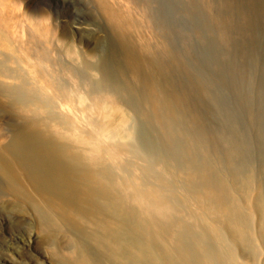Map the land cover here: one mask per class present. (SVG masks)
Segmentation results:
<instances>
[{
  "label": "rangeland",
  "instance_id": "rangeland-1",
  "mask_svg": "<svg viewBox=\"0 0 264 264\" xmlns=\"http://www.w3.org/2000/svg\"><path fill=\"white\" fill-rule=\"evenodd\" d=\"M263 208L264 0H0V264H264Z\"/></svg>",
  "mask_w": 264,
  "mask_h": 264
},
{
  "label": "bare ground",
  "instance_id": "bare-ground-1",
  "mask_svg": "<svg viewBox=\"0 0 264 264\" xmlns=\"http://www.w3.org/2000/svg\"><path fill=\"white\" fill-rule=\"evenodd\" d=\"M7 152H8V151H7ZM12 157H13V156H12ZM7 162H8V161H7ZM35 168H36V167H35ZM56 168H57V167H56ZM199 171H200V170H199ZM204 172H205V171H204ZM63 173H64V172H63ZM200 173H201V172H200ZM96 174H97V173H96ZM98 174H99V173H98ZM189 174H191V173H189ZM203 174H205V173H203ZM60 175H62V173H61ZM63 175H64V174H63ZM89 175H90V174H89ZM20 177H21V176H20ZM66 178H67V177H66ZM91 178H92V177H91ZM94 178H95V177H94ZM70 179H71V178H70ZM204 179H205V178H204ZM220 179H221V178H220ZM68 180H69V179H68ZM68 180H67V183H68ZM71 180H72V179H71ZM78 180H79V179H78ZM92 180H93V179H92ZM201 182H202V181H201ZM207 182H208V181H207ZM214 182H215V181H214ZM217 182H218V181H217ZM74 183H75V182H74ZM82 183H83V182H82ZM146 183H147V182H146ZM25 184H26V183H25ZM70 184H71V183H70ZM86 184H87V183H86ZM86 184H85V185H86ZM200 184H201V183H200ZM225 184H226V183H225ZM66 185H67V184H66ZM95 185H96V184H95ZM110 185H111V184H110ZM208 185H209V184H208ZM214 185H215V183H214ZM214 185H213V186H214ZM27 186H28V185H27ZM73 186H74V185H73ZM77 186H79V185H77ZM77 186H76V187H77ZM89 186H90V185H89ZM148 186H149V185H148ZM209 186H210V185H209ZM216 186L219 187L217 184H216ZM216 186H215L214 188L217 190V187H216ZM252 186H253V185H252ZM66 187H67V186H66ZM136 187H137V186H136ZM222 187H223V186H222ZM67 188H68V187H67ZM67 188H65V189H67ZM71 188H72V187H71ZM112 188H113V187H112ZM219 188H221V187H219ZM83 189H84V188H83ZM90 189H91V188H90ZM100 189H101V188H100ZM215 189H214V190H215ZM58 190H59V189H58ZM71 190H72V189H71ZM75 190H76V189H75ZM212 190H213V187H212ZM212 190H210L209 192H211ZM214 190H213V191H214ZM218 190H219V189H218ZM260 190H261V189H260ZM13 191H14V190H13ZM68 191H70V190H68ZM82 191H83V190H82ZM86 191H87V190H86ZM154 191H155V190H154ZM157 191H158V190H157ZM213 191H212L211 193H213ZM222 191H223V190H222ZM64 192H65V191H64ZM87 192H88V191H87ZM209 192H208V193H209ZM259 192H260V191H259ZM16 193H17V192H16ZM22 193H23V192H22ZM65 193H66V192H65ZM154 193H155V192H154ZM211 193H210V194H211ZM218 193H220V192L218 191ZM248 193H249V192H248ZM260 193H261V192H260ZM210 194H208V195H210ZM214 194H217V191H216V192L214 191ZM214 194H213V195H214ZM232 194H234V193H232ZM24 195H25V194H24ZM38 195H39V194H38ZM82 195H83V194H82ZM86 195H87V194H86ZM111 195H112V194H111ZM146 195H147V194H146ZM217 195H218V194H217ZM224 195H225V194H224ZM234 195H235V194H234ZM88 196H89V195H88ZM112 196H113V195H112ZM144 196H145V195H144ZM210 196H211V195H210ZM218 196H220V195H218ZM227 196H228V195H227ZM260 196H262V195H260ZM70 197H71V196H70ZM85 197H86V196H85ZM114 197H115V196H114ZM214 197H215V195H214ZM214 197H213V199L218 198V197H215V198H214ZM230 197H231V196H230ZM83 198H84V197H83ZM236 198H237V196H236ZM249 198H250V197H249ZM80 199H81V198H80ZM80 199H79V200H80ZM144 199H145V198H144ZM206 199H207V198H206ZM211 199H212V198H211ZM220 199H221V198H220ZM223 199H224V197H223ZM227 199H228V198H227ZM231 199H232V198H231ZM250 199H251V198H250ZM53 200H54V199H53ZM94 200H95V199H94ZM149 200H151V198H150ZM160 200H161V199H160ZM236 200H238V199H236ZM252 200H253V199H252ZM58 201H59V200H58ZM221 201H222V200H218V201H216V203H218V204L220 203V204H221V207H222L223 209H225V206L221 203ZM227 201H228V200H227ZM261 201H262V200H261ZM73 202H74V200H73ZM77 202H78V201H77ZM114 202H117V201L115 200ZM114 202H113V203H114ZM144 202H145V201H144ZM230 202L232 203V201H230ZM240 202H241V201H240ZM62 203H63V202H62ZM75 203H76V202H75ZM203 203H204V201H203ZM208 203H209V202H208ZM210 203H211V202H210ZM214 203H215V201H214ZM231 203H230V204H231ZM148 204H149V202H148ZM228 204H229V203H228ZM241 204H242V202H241ZM259 204H261V203H259ZM47 205H48V204H47ZM55 205H56V204H55ZM74 205H75V204H74ZM77 205H79V204H77ZM84 205H85V204H84ZM121 205H122V204H121ZM232 205H233V204H232ZM71 206H73V205H71ZM216 206H217V204H216ZM56 207H57V206H55V209H56ZM146 207H147V206H146ZM187 207H188V206H187ZM210 207H211V206H210ZM212 207L215 208V206H212ZM248 207H249V205H248ZM251 207H252V206H251ZM260 207H261V206H260ZM59 208L63 211V213L65 212V208H64V206L61 205V206H59ZM69 208H70V207H69ZM74 208H75V207H74ZM74 208H72V209H74ZM79 208H80V207H79ZM216 208H217V207H216ZM216 208H215V209H216ZM87 209H88V208H87ZM93 209H94V207H93ZM124 209H125V208H124ZM189 209H190V208H189ZM219 209H220V207H219ZM241 209H242V208H241ZM263 209H264V208H263ZM263 209H262V210H263ZM53 210H54V208H53ZM58 210H59V209H58ZM90 210H91V209H90ZM112 210H113V209H112ZM147 210H148V209H147ZM212 210H213V209H212ZM229 210H230V209H229ZM236 210H237V209H236ZM260 210H261V209H260ZM55 211H56V210H55ZM66 211H68V210L66 209ZM71 211L74 213V212H76L77 210H76V211L71 210ZM86 211H87V210H86ZM220 211H221V209H220L219 211H217V212L220 213ZM225 211H227V209H225ZM225 211H222V212H224V214H225ZM233 211H234V210H233ZM59 212H60V211H59ZM96 212H97V211H96ZM138 212H139V211H138ZM188 212H189V211H188ZM222 212H221V213H222ZM242 212H243V211H242ZM76 213H77V212H76ZM85 213H86V212H85ZM89 213H90V211H89ZM105 213H106V212H105ZM198 213H199V212H198ZM226 213H227V212H226ZM229 213H230V212H229ZM260 213H261V212H260ZM60 214H61V213H60ZM65 214H66V213H65ZM65 214H64V215H65ZM148 214H149V213H148ZM158 214H159V213H158ZM193 214H194V213H193ZM61 215H62V214H61ZM77 215H78V214H77ZM217 215H219V214H217ZM220 215H222V214H220ZM227 215H229V214H227ZM247 215H248V214H247ZM260 215H261V214H260ZM75 216H76V215H75ZM75 216H74V217H75ZM87 216H88V214H87ZM96 216H97V215H96ZM98 216H99V215H98ZM124 216H125V215L123 214V217H124ZM191 216H192V215H191ZM222 216H223V215H222ZM229 216H230V215H229ZM233 216H234V215H233ZM248 216H249V215H248ZM251 216H252V215H251ZM258 216H259V215H258ZM90 217H91V216H90ZM90 217H89V218H90ZM161 217H163V216H161ZM203 217H204V216H203ZM230 217H231V216H230ZM235 217H236V216H235ZM81 218H82V217H81ZM83 218H84V217H83ZM87 218H88V217H87ZM92 218H93V217H92ZM95 218H97V217H95ZM95 218H93V219H95ZM100 218H101V217H100ZM128 218H129V217H128ZM205 218H206V217H205ZM222 218H223V217H222ZM228 218H229V217H228ZM63 219H64V218H63ZM93 219L90 218L91 222H95V220H93ZM113 219H114V218H113ZM237 219H238V218H237ZM237 219H236V220H237ZM244 219H245V217H244ZM104 220H105V219H104ZM121 220H122V219H121ZM228 220H229V219H228ZM230 220H232V219H230ZM57 221H58V220H57ZM68 221H69V220H68ZM220 221H221V220H220ZM234 221H235V218H234ZM251 221H252V220H251ZM91 222H90V223H91ZM96 222H97V219H96ZM106 222H107V221H106ZM106 222H104V223H106ZM113 222H115V221H113ZM147 222H148V221H147ZM228 222H229V221H228ZM230 222H232V221H230ZM230 222H229V223H230ZM237 222H238V221H237ZM102 223H103V222H102ZM125 223H126V221H125ZM131 223H132V222H131ZM220 223H221V222H220ZM222 223H224V222H222ZM222 223H221V224H222ZM233 223H234V222H233ZM238 223H239V222H238ZM259 223H260V222H259ZM107 224H108V222H107ZM114 224H115V223H114ZM257 224H258V223H257ZM97 225H99V224H97ZM123 225H125V224H123ZM159 225H160V224H159ZM234 225H235V224H234ZM236 225H238V224H236ZM99 226H100V225H99ZM103 226H104V225H103ZM107 226H109V225H107ZM156 226H157V225H156ZM212 226H213V225H212ZM215 226H216V225H215ZM230 226H232V225H230ZM239 226H240V225H238V227H239ZM104 227H105V226H104ZM143 227H144V226H143ZM186 227H187V226H186ZM234 227H235V226H234ZM105 228H106V227H105ZM144 228H145V227H144ZM212 228H213V227H212ZM240 228H241V227H240ZM135 229H136V228H135ZM163 229H164V228H163ZM168 229H169V228H168ZM173 229H174V228H173ZM108 230H109V229H108ZM210 230H211V229H210ZM214 230H216V229H214ZM237 230H239V229H237ZM103 231H104V229H103ZM176 231H177V230H176ZM241 231H242V230H240V232H241ZM102 233H103V232H102ZM107 233H108V232H107ZM217 233H219V232H217ZM104 235H105V234H104ZM110 236H111V235H110ZM70 237H71V236H70ZM111 237H112V236H111ZM183 237H184V236H183ZM114 238H115V237H114ZM255 239H256V238H255ZM117 240H118V239H117ZM173 240H174V239H173ZM176 241H177V240H176ZM78 242H79V241H78ZM145 242H146V241H145ZM80 243H81V242H80ZM108 243H109V242H108ZM108 243H107V244H108ZM146 243H147V242H146ZM112 244H114V242H113ZM156 244H157V243H156ZM79 245H80V244H79ZM108 245H109V244H108ZM141 245H142V244H141ZM146 245H147V244H146ZM146 245H145V246H146ZM109 246H110V245H109ZM119 246H120V245H119ZM79 247H81V246H79ZM131 247H132V246H131ZM141 247H142V246H141ZM134 248H135V246H133L132 250H134ZM136 248H137V249H135V250H137L138 257L143 258V255L140 253V247L137 246ZM176 248H177V247H176ZM127 249H128V248H127ZM145 249H146V248H145ZM130 250H131V249H130ZM135 250H134V252H135ZM116 251H117V250H116ZM137 253H136V254H137ZM86 254H87V252H86ZM86 254H85V255H86ZM147 254H148V253H147ZM148 255H149V254H148ZM236 255H237V254H236ZM147 257H148V256H147ZM235 257H236V256H235ZM87 258H88V257H87ZM183 258H184V257H183ZM81 259H82V258H81ZM85 259H86V257H85ZM122 259H123V258H122ZM178 259H180V258H178ZM125 260H126V259H125ZM137 260H138V259H137ZM137 260H136V264H140V262L137 263ZM80 261H81V260H80ZM143 262H144V261H143ZM72 263H73V261H72ZM90 264H91V263H90ZM142 264H143V263H142ZM168 264H169V263H168ZM182 264H183V263H182Z\"/></svg>",
  "mask_w": 264,
  "mask_h": 264
}]
</instances>
